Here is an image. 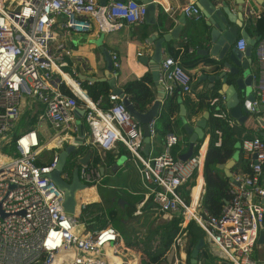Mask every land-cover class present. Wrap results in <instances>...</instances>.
Listing matches in <instances>:
<instances>
[{
    "label": "built area",
    "instance_id": "1",
    "mask_svg": "<svg viewBox=\"0 0 264 264\" xmlns=\"http://www.w3.org/2000/svg\"><path fill=\"white\" fill-rule=\"evenodd\" d=\"M242 7L244 19L258 17L248 0H243ZM163 9L170 11L168 5ZM145 12L146 4L138 0L108 1L104 5L98 0H0V264H119L112 262V256L119 257L120 264H136L134 255L135 262L131 263L117 249L121 246L131 251L123 246L120 232L108 217L100 219L103 210L91 213L96 202L79 197L77 191L74 211L67 212L62 206L63 191L52 179L59 152L54 148L61 150L74 143L75 108L84 110V134L88 136L83 145L104 152L122 144L136 162L156 215L181 216L177 223L179 233L161 264H185L177 258L176 249L190 221L204 231L205 243L218 260L256 264L252 254L259 231L264 230V138L248 136L241 140L249 172L231 174L229 199L219 215H213L200 206L198 192L191 201L180 192L200 167L199 154L184 161L174 158L171 148L177 136L168 132L160 153L144 155L142 126L130 115L122 98L109 93L103 107L101 95L93 100L81 88L82 82H93L81 81L74 67L68 71L64 68L65 56L70 55L64 41L66 35L88 33L94 27L103 34L118 31L143 23ZM183 13L190 21L203 17L195 3L186 4ZM245 46L243 38L238 37L235 48L243 51ZM253 49L257 68L252 74L254 99L249 113L264 120V108H260L264 105V38L258 37ZM186 51L191 54L194 47L186 46ZM111 59L117 69V54H111ZM158 71L159 82L169 95L174 91L191 92L192 76L179 59L165 56ZM62 85L72 95L64 93ZM33 102L42 106L35 125L15 133L24 108ZM46 125L52 133L44 134ZM150 126L153 135V123ZM41 134L47 144L54 145L51 158L46 160L40 157L44 148ZM72 170H63L60 177L68 179ZM77 177L86 187L98 184L103 172L89 162L79 164ZM167 257L170 261H165Z\"/></svg>",
    "mask_w": 264,
    "mask_h": 264
},
{
    "label": "crops",
    "instance_id": "2",
    "mask_svg": "<svg viewBox=\"0 0 264 264\" xmlns=\"http://www.w3.org/2000/svg\"><path fill=\"white\" fill-rule=\"evenodd\" d=\"M154 1L157 3V10H156V21L157 22L156 24L149 25L143 21V23H140V24L125 26L121 30H118V31H114L111 33H105V34L102 33L104 35L103 41H102V45L104 49L107 50L110 55L113 53L117 54L118 61L120 62V66L116 69V72L118 74L116 76V87L122 88L126 82L140 78L145 73H150L149 66L147 64L140 62L139 60H140V57L151 54L152 49H153V41H154L152 40V37H155V39H157L158 37L161 36L162 33L169 32L173 27H176L177 25H181L179 23V20L182 14H184L183 7L188 3L197 4V2H195L194 0H154ZM216 2L218 6H221L225 3L226 6H229V8L231 9V12L236 13L238 15V18L240 17V13L237 11L240 0H217ZM248 3L251 5V7L255 11L258 12L259 15L262 11H264V0H248ZM167 5L170 7L169 12H166L163 9V7H166ZM256 19L257 17L255 19L245 18L243 20V27L255 39L260 37L256 34L255 29H254L255 27L254 22ZM204 22H205L204 16L197 21H190L185 18V23L181 25V30L179 31L177 39L171 40L169 42H165L162 45L163 58L165 56H169V55L171 56L170 48H172L173 50H177L179 48H182L183 46L194 47L195 55L198 56L197 61L195 63L191 65L190 64L183 65L186 68V70H188L190 75L192 76V79H193L192 89L190 93L181 94L178 92L176 96L177 102H178V112L173 118V131H172L177 136V142L171 148V154L174 158L179 159L180 155H182L186 151L187 146H188V135L185 133V131L182 128V122L180 120L181 115L184 116L185 120L193 128H196L197 126L196 124L199 123L201 119L205 120V126L203 128V138L202 140L198 139L194 143V149L197 144L200 145L198 148L199 155L201 156L200 167L194 172L193 176L189 179V181L180 188V192L183 194V196L185 197L187 201H191L192 195L196 192H198L199 201H200L201 190L203 186V161H204V156H205V153L208 147V140H209V136L207 134L208 133L207 120H208L209 112L207 111L204 104L199 103V99L197 98L198 93H205L208 96L212 94H217V96L219 97V100H221L222 102L220 105L222 106L223 112L227 114L229 118L233 121L232 126L234 127V131L236 134L235 135L236 141L234 145V153L232 157L227 160V161L229 160L232 161V165L230 168L231 174L234 172L245 173V171L243 170L241 166V160L244 159L241 146H240L241 140L248 136H260L261 133L264 132V120L258 114L253 115L250 113H247V114L242 113L241 115L242 117L238 120L230 117L228 109L224 106L225 95H221L219 93L221 81L219 79H216V75H221L222 73H224L221 66H219V62L209 55H199L196 52L199 49L207 48L204 38L201 36V33L198 31V29L201 26H203ZM230 24L233 25V22L232 23L230 22ZM240 29L241 28H239V30ZM100 34L101 33H98V31L94 27L92 31L88 33L73 32L72 34L65 36L64 38L65 45H66V48L69 49L70 51V55L65 56V63L67 64L64 67L65 70L68 71L71 67H74L77 69L79 76L96 77V78L102 77V72H103V68L105 65L104 60H103V55L101 53V50L98 48V46L95 45V43L93 42L95 39L99 37ZM237 39L233 43V47H235ZM253 50H252V57L254 55ZM138 52H141L142 54L138 56L137 55ZM191 56H192V53H191ZM250 66L254 73L257 68L255 58H254L253 63ZM68 79L72 83V80L70 78ZM229 83L230 84L233 83L232 76H229ZM73 85L76 89H79V87L76 86V84H73ZM151 87L154 91V96H155L154 99H155L156 98V88L153 84V81H152ZM109 91H110V88H109ZM168 95H169L168 91L165 90V96H168ZM238 96H239V104L242 105L245 101L244 92L242 90H239ZM162 100H161V103H162ZM41 108H42L41 104H39L38 102H33L30 107L24 108L22 117L20 119L23 121H30L34 119V124H33L34 126L36 116L38 113L41 112ZM217 108H220V106ZM159 111H160V108H159ZM25 128H27L26 124H25ZM49 132L52 133L48 125H46V127H44V134L45 133L47 134ZM44 134L43 135L41 134V140L43 141V144H44L43 150L48 149L51 146L52 147L54 146L52 143L47 144L48 142L44 140L45 139ZM76 135L77 133L75 134V137ZM163 148H164V137L158 138V137L153 136L151 137L149 154L146 156L156 155L160 153L163 150ZM92 149H96V148L92 147ZM105 152H109V153L116 152L115 154L117 155V157L113 164H116L117 167L115 168V171L111 170L114 174H116V172L119 169L123 170L125 169V167H127V164L125 163V161L128 159L129 160L131 159V162L134 164L135 170L137 171L136 165H135L136 162L132 158L131 154L122 145L117 144L114 150L104 151L103 152L104 154L102 156L103 158L102 161L105 158ZM194 152L195 150H193V153ZM125 154H127L128 156L126 157ZM49 156H47V158ZM92 158H93V154L91 157V161H92ZM113 164L111 166L107 164V166H109L111 169ZM100 166L104 168L105 164L101 163L98 165V167L100 168ZM220 170L225 175V171L223 169H220ZM102 172H103V177L101 181L98 183L99 185L101 183H102L101 185L107 183V180H105V174H106L105 168L103 169ZM129 178L130 176H127L126 178L120 177L119 179L113 182V188L115 192L114 194L111 193L113 194L111 201H113V203L115 201L117 202L119 198L122 201H124L123 206H121L117 202L118 203L117 215L121 214V212L127 211L126 207H130L132 205L130 204L129 201L138 202V204L135 205V207H138L139 213L141 214H143L144 212H147V213L154 212V214H156L154 210L155 206L151 203V197L149 198L147 197V190L143 186L141 187V189L134 188L133 181L131 180V178L130 179ZM139 180H140V177H139ZM261 180H262V183L264 184V169H263ZM98 184H92V185L89 184L86 186L88 188L87 190L84 189L83 191L82 190L78 191L79 197L82 196L83 198H87V201H90L91 203L96 202L95 208L99 207L100 205L103 206L105 202H102V201L110 202L109 198H105V199L102 198L101 193L96 189V186H98ZM147 201H150V202L146 207H144ZM110 207H107L106 209ZM95 208L94 206L90 208V211L93 210V212H91L92 214L94 212H97ZM100 210L102 209L99 208L98 211ZM103 213L107 214V210L103 209ZM137 214L138 212L136 210H132L130 213V216H132L131 218H133V216ZM108 219L111 222V219L109 217ZM122 223H123L122 225L125 227L126 222L122 221ZM100 224L101 222L96 223V225H100ZM184 240L185 239L181 241L183 244L182 245L183 248L181 249L180 246L177 247L176 256L182 263L187 264L188 240L186 241L185 246H184V242H185ZM206 245L207 244L205 243L203 247L204 251L201 250L202 253L204 254L206 252H210L209 246L208 245L206 246ZM131 252L140 253V252H133V251ZM252 255H253V258L256 260V264H264V243L257 244L253 250ZM115 258L117 259V262L122 263L119 257L115 256ZM145 258L147 259L146 256ZM225 263L228 264L227 262Z\"/></svg>",
    "mask_w": 264,
    "mask_h": 264
},
{
    "label": "water",
    "instance_id": "3",
    "mask_svg": "<svg viewBox=\"0 0 264 264\" xmlns=\"http://www.w3.org/2000/svg\"><path fill=\"white\" fill-rule=\"evenodd\" d=\"M108 1H123V0H98L100 5H104ZM146 4V12L144 16V22L149 25L156 24V10L157 3L154 0H138ZM205 17V22L198 31L204 38L207 48L197 50L199 55H209L219 62L224 73L221 75H216V79L221 81L219 93L225 95L224 106L228 109L230 117L238 120L242 116V113H249L250 103L253 101L254 96L251 90L252 84V74L251 64L253 63L252 50L257 39L253 38L250 33L243 27V15H242V4L243 0H240L238 12L240 17L236 13L231 12L229 6L224 3L221 6L217 5V0H194ZM237 16H236V15ZM239 19V20H237ZM233 22V25L230 24ZM179 23L182 25L185 23V15L182 14ZM181 25L173 27L169 32L162 33L160 37L155 39L152 37L153 49L150 55H144L140 57V62L147 64L150 68V73L152 76L153 84L156 88V98L150 105V107L144 112L138 111L127 95L125 94L123 88L116 87V76L118 75L116 69L113 67V62L111 55L107 50L104 49L102 45L104 35L101 33L97 39L93 42L101 50L104 60V68L102 72V77H83L79 76L81 81H92L94 82H105L110 88L111 93H116L122 98V101L127 108L130 115L138 121L143 130V154L148 155L150 151L151 134L150 124H154V120L159 115V108L161 106V100L165 96L164 86L159 82V71L158 66L163 59V48L162 45L165 42L175 40L178 37L179 31L181 30ZM239 28H241L239 30ZM241 37L246 43L243 51L237 50L233 47L235 40ZM151 40V41H152ZM229 76L233 77V83H229ZM242 90L245 95V101L242 105L239 104L238 91ZM261 109L264 105L260 106ZM84 114L83 109L75 108L73 110V115L76 118L77 124V135L75 137L74 143L65 145L59 152L56 162L55 171L52 174V179L55 181L57 186L63 191V203L62 206L65 211L72 213L74 211V206L76 203V193L80 189L85 187V184L81 183L77 177V166H75L71 173V180L66 181L60 177V173L63 172L68 157L81 145L84 143V124L82 121V116ZM180 120L182 122V128L188 135V146L186 151L180 155V160H186L193 154L194 143L203 137V128L205 126V120L201 119L197 123L196 128L190 126V124L185 120L184 116L181 115ZM261 137L264 138V132L261 133ZM92 151L91 149L86 150L83 155L77 157V162L81 165L88 164L91 162ZM232 161L229 160L224 164H218L217 168L223 169L225 175L230 179ZM117 167L113 164L111 167L112 171H115ZM103 171V167L100 166ZM121 206H123L121 199L117 201ZM226 202V201H225ZM264 204V199L261 200ZM264 243V230L259 231L257 244ZM205 245L204 238H200L196 243L192 256L190 258V263L195 264L197 262L196 255Z\"/></svg>",
    "mask_w": 264,
    "mask_h": 264
},
{
    "label": "trees",
    "instance_id": "4",
    "mask_svg": "<svg viewBox=\"0 0 264 264\" xmlns=\"http://www.w3.org/2000/svg\"><path fill=\"white\" fill-rule=\"evenodd\" d=\"M254 24L256 34L261 38H264V11L258 15ZM170 50L171 56L179 59L183 65H191L197 61L198 56L195 55V52L192 53V56L191 54H188L186 46L177 50L170 48ZM151 84V74L145 73L140 78L126 82L122 87L133 106L140 112L147 110L155 100ZM81 88L84 89L86 94L93 100H96L101 95L103 97V107H106V104L108 103L107 95L110 91L105 82H94L91 85H87L86 82H82ZM61 89L64 93L72 95V92H70L64 85L61 86ZM177 94L178 92L174 91L171 95L163 98L159 115L154 120L153 135L151 137L155 136L163 138L166 133L173 131V118L178 112ZM197 98L199 99V103L204 104L209 112L207 120V134L209 136V140L203 161V186L199 203L200 206L205 208L209 213L219 215L225 201L229 199V178L224 175L219 168H217V165L225 163L232 157L234 153L236 134L234 127L229 124V120L231 119L222 110V106L220 105L222 102L219 100L217 94L208 96L205 93H198ZM219 106L220 108H217ZM82 121L84 124V131L86 133L87 129L83 118ZM24 122L27 127H32L34 119ZM87 136L88 135L86 134L85 138ZM199 146L200 145L198 144L196 145L194 149L195 152L193 154H199ZM88 149H91L93 154L91 163L94 165L101 164L102 160L97 151L89 146L81 145L68 157L64 171L71 172L75 166L79 167V163L76 158L79 155H83ZM115 153L116 152H105V163L111 166L117 157ZM241 166L245 171V174H247L249 169L247 168V164L244 159L241 160ZM70 180L71 176L68 177V181ZM149 202L150 201H147L144 207H146ZM117 207L118 203L115 201L114 206L107 209V215L111 219L114 227L120 232L124 242L123 246L129 248L131 251L141 253L140 264H161L167 251L171 248V243L179 233L177 223L181 219V216H173L170 220L157 225L151 231L147 233H139L136 229L126 230L123 225H121L122 228L117 225ZM126 210H128V207H126ZM91 212H93V210H91ZM187 233V264H191L189 259L192 256V251L198 240L200 238H204L205 234L194 221L189 222ZM195 258L197 260L195 264H218L216 262L218 258L213 256L210 252H206L204 254L202 251H199ZM34 264H39V262H35Z\"/></svg>",
    "mask_w": 264,
    "mask_h": 264
},
{
    "label": "rangeland",
    "instance_id": "5",
    "mask_svg": "<svg viewBox=\"0 0 264 264\" xmlns=\"http://www.w3.org/2000/svg\"><path fill=\"white\" fill-rule=\"evenodd\" d=\"M25 128V122L23 120H19L18 123L16 124L15 128H14V132L15 133H20L22 132ZM53 132V131H51ZM57 149L58 151H60V147H56L54 148V150ZM95 151H97L96 149H94ZM96 154V152H95ZM103 151H99L98 150V155H100L99 157L101 158V160L103 159L102 156H103ZM51 156L52 155V146L49 147L48 149H44L41 154H40V157L42 159H45L47 158V156ZM126 157L128 156L127 154H125ZM49 156V157H50ZM49 157L47 159H49ZM0 158H3L2 155H0ZM105 159L102 161V164H105V170H106V174H105V180H107V183L103 184V185H99L96 186V189L101 193V196L103 199L105 198H109L110 202L109 201H102V202H105L104 205H100L99 207L95 208L96 205H94V208L96 211H98V209H105L107 210L106 208L107 207H110V206H114V203L113 201H111L112 199V196L114 194V188H113V182L117 179H119L120 177H127V176H130L131 180L133 181V186L134 188H138V189H141L142 185L140 184L141 182H139V176H138V173L137 171L135 170V167H134V164L131 162V159L129 160H126L125 163L127 164V167H125V169H119L116 174H114L110 167L107 166V164L105 163ZM114 175V176H113ZM129 178V179H130ZM66 181H68V179H65ZM88 188L85 187V190H87ZM113 193V194H111ZM120 199V198H119ZM131 202V206L128 207V210L126 212H121V214H118L117 217H116V222H117V225L121 227V225L123 224L122 221H125L126 224H125V229L126 230H129V229H136L139 233H147L149 231H151L152 229H154L157 225L159 224H162L168 220H170L171 217L169 216H161L159 214H154V212H144L143 214L139 213V210H138V207H135V205L138 204L137 201H129ZM113 203V204H112ZM124 205V203H123ZM132 210H136L138 212L137 215L133 216V218H131L132 216H130V213ZM126 213V214H125ZM150 214V215H149ZM107 216V214H104L103 213V216L100 218L102 221L104 220V217ZM127 220V221H126ZM114 226V225H113ZM124 243V242H123ZM114 246H112L113 248ZM119 251H121L123 253V255L126 256L127 259H129L131 261V263H134V259L132 258V256L134 255L136 258H137V261H136V264H140L141 262V256L137 255L136 253H132L131 251H125L123 247L119 246L117 248ZM202 251L203 248H202ZM134 252V251H133ZM144 257V256H143ZM168 261V257L167 259H165V261ZM170 261V260H169ZM186 262V261H185ZM216 262L218 264H226L225 262H222V261H219V260H216Z\"/></svg>",
    "mask_w": 264,
    "mask_h": 264
},
{
    "label": "bare ground",
    "instance_id": "6",
    "mask_svg": "<svg viewBox=\"0 0 264 264\" xmlns=\"http://www.w3.org/2000/svg\"><path fill=\"white\" fill-rule=\"evenodd\" d=\"M72 84H75V83L72 81ZM76 86H78V85H76ZM187 238H188V233H187V230H186V231H185V236H184L183 238L180 239V243H179V244H180L181 249L183 248V246H182L183 244H182L181 241H182L183 239H185V240H184V241H185V242H184V246H185V245H186ZM115 261L117 262V259L115 258V256H112V262H115ZM117 263H120V262H117Z\"/></svg>",
    "mask_w": 264,
    "mask_h": 264
}]
</instances>
